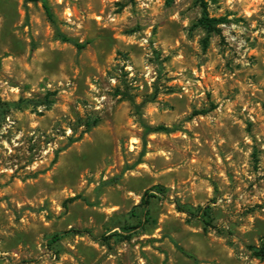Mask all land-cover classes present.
<instances>
[{
    "label": "rangeland",
    "instance_id": "1",
    "mask_svg": "<svg viewBox=\"0 0 264 264\" xmlns=\"http://www.w3.org/2000/svg\"><path fill=\"white\" fill-rule=\"evenodd\" d=\"M204 1L221 33L200 0H0V264H264V0Z\"/></svg>",
    "mask_w": 264,
    "mask_h": 264
},
{
    "label": "trees",
    "instance_id": "2",
    "mask_svg": "<svg viewBox=\"0 0 264 264\" xmlns=\"http://www.w3.org/2000/svg\"><path fill=\"white\" fill-rule=\"evenodd\" d=\"M27 2H40L42 1L43 6L46 10V13L48 15V17L52 20L53 19V13L51 11V7L49 5V3L47 2V0H26ZM201 2V6L203 7V12H202V16L200 18V24L208 31V32H216V33H221V29L219 27V24L224 22V18H217V17H211L206 9V4L204 0H200ZM61 39L63 41H68V42H72L74 43L76 46H78L79 48L83 47V44H80L76 41H74L72 38L68 37L67 35L63 34V33H59ZM145 127V132L143 135L144 140H146V136L152 132H170L173 130V127H168L166 125H156V126H151V125H147L144 124ZM167 191V187L162 185V184H156L154 186H152L151 189L147 190L142 198V204L145 208V213L149 214V206L151 203V199L155 198L157 196L160 195H164ZM209 212L206 210L204 211V217L208 216ZM143 222L140 223V225H142ZM139 225V226H140ZM67 232H73L75 234H83L86 232H89L88 230H83V229H78V228H72ZM114 235H119V233H114ZM62 237V234H55L53 236V241L59 240ZM179 249L181 250V252L183 254H185L188 257H191L194 259V264H198L196 257L186 251L184 248L179 247ZM256 254L258 256H262L264 254V250L262 251H257L255 250Z\"/></svg>",
    "mask_w": 264,
    "mask_h": 264
}]
</instances>
